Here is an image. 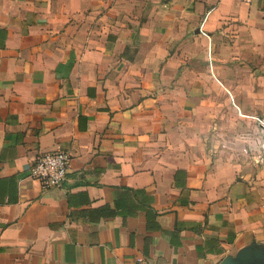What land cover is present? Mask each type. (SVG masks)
I'll list each match as a JSON object with an SVG mask.
<instances>
[{
	"label": "crops",
	"instance_id": "0c3cea01",
	"mask_svg": "<svg viewBox=\"0 0 264 264\" xmlns=\"http://www.w3.org/2000/svg\"><path fill=\"white\" fill-rule=\"evenodd\" d=\"M246 116L264 0H0V264H264Z\"/></svg>",
	"mask_w": 264,
	"mask_h": 264
},
{
	"label": "built area",
	"instance_id": "2783aa9c",
	"mask_svg": "<svg viewBox=\"0 0 264 264\" xmlns=\"http://www.w3.org/2000/svg\"><path fill=\"white\" fill-rule=\"evenodd\" d=\"M240 1L247 2L250 0ZM200 32L207 35L203 23ZM257 119L261 121V118ZM70 160L71 154L64 149L41 152L33 159L30 174L33 178L39 180L43 187H60L67 180Z\"/></svg>",
	"mask_w": 264,
	"mask_h": 264
},
{
	"label": "rangeland",
	"instance_id": "374dc122",
	"mask_svg": "<svg viewBox=\"0 0 264 264\" xmlns=\"http://www.w3.org/2000/svg\"><path fill=\"white\" fill-rule=\"evenodd\" d=\"M233 129L246 130L247 134L245 140H242L241 145L244 143L242 150L245 151L247 163L254 165H264V117H261V121L257 118L246 116L240 122H233ZM244 141V142H243Z\"/></svg>",
	"mask_w": 264,
	"mask_h": 264
}]
</instances>
